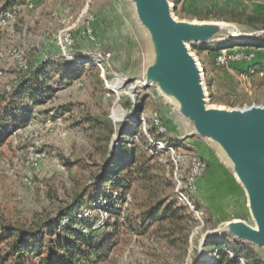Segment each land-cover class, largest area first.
Masks as SVG:
<instances>
[{"label": "rangeland", "instance_id": "obj_1", "mask_svg": "<svg viewBox=\"0 0 264 264\" xmlns=\"http://www.w3.org/2000/svg\"><path fill=\"white\" fill-rule=\"evenodd\" d=\"M176 1L173 15L180 22H224L252 34L248 40L218 34L211 43L192 45L205 71L209 109L264 105V47L255 43L242 45L264 35L260 19L264 18V0ZM127 3L128 0H0V94L9 98L21 77L33 73L47 60L60 64L47 84L46 98L36 103L27 98L0 104V218L38 227L83 196L86 201L79 217H84L87 224L77 220L75 227L97 237L96 242H104L108 234L115 232L118 219L111 216V205L105 196L91 198L94 187L105 161L119 152L128 132L132 134L130 141L141 144L139 131L154 145L149 121L157 113L167 127L161 141L177 139L175 149L182 154L178 168L183 182L180 190L195 205L196 212L177 196L170 153H149L155 156L153 162L166 166L165 174L174 182V188H166V193L187 208L192 216L190 229L172 233L168 230L170 222L142 229L139 212L143 209L134 206V201L145 196L140 180L126 194L127 202H122V210L126 213L128 208L134 217L133 226L120 218L124 227L113 252L91 264H205L216 253L205 243L206 251L198 253L207 232L235 220L258 230L244 182L238 177L239 151L232 156L219 141L198 136L180 140L184 123L159 97L156 87L132 88L136 80L131 77L137 76L141 68V50L134 18L128 10L125 14L123 9L125 16L119 13ZM59 34H70L73 39L66 53L56 43ZM235 47L255 56L250 61L217 67V54ZM108 53L111 57L102 62V68L81 61ZM9 104L11 109L3 110ZM194 156H199L206 167L196 179L195 189H190L186 181ZM106 190L108 193L114 187L109 184ZM65 223L64 219L62 224ZM224 236L252 244L245 236ZM255 250L264 257V247L255 246Z\"/></svg>", "mask_w": 264, "mask_h": 264}, {"label": "trees", "instance_id": "obj_2", "mask_svg": "<svg viewBox=\"0 0 264 264\" xmlns=\"http://www.w3.org/2000/svg\"><path fill=\"white\" fill-rule=\"evenodd\" d=\"M178 2L179 0L176 1ZM260 19L264 23V18ZM252 43L264 47V35L242 45L249 46ZM83 67L85 66H80V69ZM57 69H60L57 61L47 60L41 63L33 73L21 77L9 98L6 94H0V104L3 101H11L13 104L17 100L27 98L36 103L39 99L46 98L44 92L47 84L53 79ZM11 104L3 110H10ZM149 124L154 141L164 139L165 133L160 132L153 121H149ZM137 132L141 135V144L129 140L131 132L124 136L126 140L122 141L119 152L105 161L103 173L91 196V198L105 196L109 200L111 216L118 219L114 225L115 232L108 234L104 242L98 243L97 237L75 227L77 220L86 223L84 217H79V214L82 215L80 209L86 201L83 196L76 197L51 221L38 227L13 224L2 217L0 264H91L106 259L113 252L124 223L133 226L134 217L128 213V208H125L126 213L124 209L122 210V202H127L126 194L140 180L143 181L140 185L144 188L145 196L141 201H134V206L143 209L139 212L142 219L141 228L149 229L158 222H170L168 228L170 232H188L192 216L185 206L178 204L166 193V188H174L173 179L166 176V166L162 162H153L155 156L149 153L150 150L153 152L160 150L152 145L144 134ZM176 141L177 139L167 142L177 146ZM109 184L114 190L107 193L106 186ZM66 218L68 221L62 224ZM120 218H124L123 224H120ZM205 247L217 252V257L210 264H264V257L255 248L235 239L230 240L228 236L208 237Z\"/></svg>", "mask_w": 264, "mask_h": 264}, {"label": "water", "instance_id": "obj_3", "mask_svg": "<svg viewBox=\"0 0 264 264\" xmlns=\"http://www.w3.org/2000/svg\"><path fill=\"white\" fill-rule=\"evenodd\" d=\"M173 2L128 0L126 6H121L119 13L122 14L125 9L126 14L128 10L135 20L136 41L141 50V68L137 76L131 77V80H136L132 88L156 87L159 97L184 123V133L178 136L180 140L198 136L219 141L222 148L232 156L236 157L239 151L238 177L244 182L251 215L258 230L235 220L219 230L209 231L200 242L199 255L206 251L203 246L207 237L214 234L245 236L251 239L252 244L241 240L239 242L253 248L264 247V105L253 104L231 109L221 106L210 110L205 71L204 79L200 78L198 66L187 48L188 44L192 47L211 43L218 34H226L228 39L241 40L251 39L252 34L224 22L196 25L180 22L173 15ZM211 255L212 259H208L207 264L214 261L217 252Z\"/></svg>", "mask_w": 264, "mask_h": 264}, {"label": "built area", "instance_id": "obj_4", "mask_svg": "<svg viewBox=\"0 0 264 264\" xmlns=\"http://www.w3.org/2000/svg\"><path fill=\"white\" fill-rule=\"evenodd\" d=\"M83 13L86 14L87 11L84 10ZM88 23L90 24V22ZM74 25L75 24L73 23L72 27ZM88 33H91L90 29H88ZM56 39H57L56 43L62 48V51H64L65 53H66V47L69 46L70 48L71 44H73V39L70 38V34L68 35L59 34L58 38ZM110 57H111V53H108L106 56L105 55L100 56V58H96L92 60H90L89 58H85L82 59L81 61H83L84 63L92 62L94 64L99 65L102 68V62L105 59H109ZM253 57H254V53L250 51L242 50L241 47H235L230 50L224 49L221 52H219L215 57V64L217 67H223V66H227L230 62H234V61H243V60L250 61L253 59ZM150 119H152V121L156 124L160 132L165 133L167 131V127L165 126L161 117L158 116L157 113H154L153 116L150 117ZM143 120L146 122V119ZM152 143L155 146H157V148L160 151L163 152L167 151L168 153H170L171 155L170 161L172 166H174V171H173L174 181L177 184V190H176L177 196L180 200L187 203L193 212H196L197 210L195 208V205L190 201L188 196L183 191L180 190V187L183 184V182H182V175L179 173L178 168H179V163L182 160V154L175 149L176 146L173 144L165 143L161 140H157V141L153 140ZM43 155L44 153L38 154V157H41ZM205 167H206V163L203 162V160L199 156H194V158H192L191 168L188 172L187 181H186V183L190 186V189H195L196 179L205 170ZM65 221L67 222L68 219L66 218Z\"/></svg>", "mask_w": 264, "mask_h": 264}, {"label": "bare ground", "instance_id": "obj_5", "mask_svg": "<svg viewBox=\"0 0 264 264\" xmlns=\"http://www.w3.org/2000/svg\"><path fill=\"white\" fill-rule=\"evenodd\" d=\"M187 48H188V50H189V52H190V55H191L192 59L194 60V62H195V63L197 64V66H198V69H199V76H200V78L204 79V70H203V68H202V66H201V64H200V62H199V60H198L196 54L193 52V50H192V48L189 46V44L187 45ZM203 88H204V95H205L206 102H208L207 91L205 90V86H204V85H203ZM249 197H250L251 200H252V197H251V193H250V191H249ZM253 211H254V210H253ZM254 214H255V211H254ZM255 217H256V215H255Z\"/></svg>", "mask_w": 264, "mask_h": 264}]
</instances>
